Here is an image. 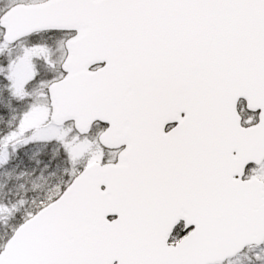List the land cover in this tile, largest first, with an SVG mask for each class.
<instances>
[{
    "label": "snow or ice",
    "instance_id": "1",
    "mask_svg": "<svg viewBox=\"0 0 264 264\" xmlns=\"http://www.w3.org/2000/svg\"><path fill=\"white\" fill-rule=\"evenodd\" d=\"M0 264H264V0H0Z\"/></svg>",
    "mask_w": 264,
    "mask_h": 264
}]
</instances>
